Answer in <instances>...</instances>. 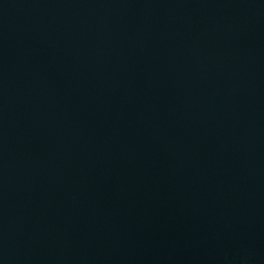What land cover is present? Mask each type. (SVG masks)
I'll list each match as a JSON object with an SVG mask.
<instances>
[{
	"label": "water",
	"instance_id": "95a60500",
	"mask_svg": "<svg viewBox=\"0 0 264 264\" xmlns=\"http://www.w3.org/2000/svg\"><path fill=\"white\" fill-rule=\"evenodd\" d=\"M0 264H264V0H0Z\"/></svg>",
	"mask_w": 264,
	"mask_h": 264
}]
</instances>
